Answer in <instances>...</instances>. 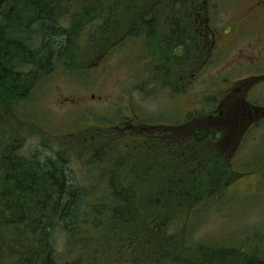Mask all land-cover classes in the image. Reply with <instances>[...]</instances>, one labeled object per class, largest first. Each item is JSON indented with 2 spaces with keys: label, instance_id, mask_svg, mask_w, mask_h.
<instances>
[{
  "label": "rangeland",
  "instance_id": "rangeland-1",
  "mask_svg": "<svg viewBox=\"0 0 264 264\" xmlns=\"http://www.w3.org/2000/svg\"><path fill=\"white\" fill-rule=\"evenodd\" d=\"M10 1L0 0V26L4 20V10L8 8ZM82 1L83 5L80 6L77 2L73 11L84 9L86 2ZM257 1L206 0L205 7L208 10L204 18H209L210 28L216 32L215 43L210 46L212 50L208 51L206 47L207 51H204L202 45L197 47L189 40L194 46L191 49L198 50L199 53L196 51L195 55H187L185 49H178L180 56L168 62L169 67L163 68L165 59L160 56L163 38L160 28L152 30L149 37L138 34L125 40L112 55L92 64L84 72H55L44 80L35 81L33 89L26 94V100L17 104V108L12 106L10 114H0V139L5 141L7 138H14L17 155L37 160L61 157L73 183L85 188L91 183L98 187V182L100 187H104L108 178L106 176L113 173L123 184L128 180L134 183L137 175L142 178L146 176L143 166L149 158L161 163L167 161V167L173 168L169 170L167 167H156L149 171L151 176L143 180L153 183L164 178L160 173L173 174L170 177L174 178L181 174L185 176L186 173L196 174L197 167L201 168L202 165L197 162V167L193 169L190 164L199 157L203 161L213 159V162L216 159L217 167L210 165L203 172H207L206 169L214 170V181L224 190L223 195L219 197L218 194L216 198L206 200L197 207L200 211L196 216L193 215V209L189 210V213L192 212L190 222L186 217L181 218L184 214L181 212L178 219H181L180 222L174 220L168 224L158 223L159 235L168 238L171 244L175 238L179 239L171 250L184 248L181 241L186 238H191L193 247L200 243H205L211 249L245 245L242 247L247 248L251 257L240 260L238 258L239 262L245 260L246 264H256L264 259V12L256 15L254 22L250 17L255 11L253 8ZM89 7L87 8L90 10H97L99 7L101 12H105L106 6L91 4ZM73 15L69 13L66 17L71 19ZM157 21L160 23L161 18ZM249 24L260 30L254 34L244 33L243 29ZM182 29L195 42L203 33L200 23L188 27L185 22ZM239 31L242 32L238 34ZM167 34L165 32L164 38ZM81 35L84 41L89 37L83 28ZM146 39L148 45L145 43ZM153 57L154 60L156 57L158 59L152 61ZM242 97L261 110L260 114L263 115L257 119L258 124L253 126L252 131L247 133V139L240 140L237 137L234 140L232 145L237 143L238 150L232 155L233 159L230 158L229 150L228 153L226 150L223 152L218 145L221 140L219 135L218 140L201 143L189 155L187 148L194 131L200 126L215 130L216 126L207 124L209 121L217 122L222 119L233 103L244 111ZM136 120H143L150 125L146 128L148 132H159L162 135L171 132V129L160 127V124L179 126L172 130L179 137L175 145L171 146V142L161 140L160 147L150 149L153 152H166L164 154L169 159L165 161L161 154L148 157L149 152L143 145L142 148L131 149L130 154L124 156L120 162L126 167L119 169V166L114 169L107 168L110 165L104 163V159L110 156L109 153L101 159L94 158L95 150L101 142V150H107L110 144L113 147L112 143L117 142L115 139L119 137L118 134L126 136L129 123L133 125ZM117 124H122V129L116 137L109 138L112 142L107 144L109 140L101 135L100 128ZM134 128L136 132L142 129L137 126ZM142 133L144 132L141 131L140 134ZM123 141L124 138H120L113 148L121 149ZM127 142L133 144L136 140L131 138ZM227 158L232 160L229 159V163H233L234 172L232 169L228 170ZM99 164L104 167L107 165V169L101 170ZM198 183L201 189L202 183ZM166 185L170 184L167 182ZM102 194L100 189L99 196ZM88 209L90 207H86ZM94 210L88 213V218L82 212L79 226L82 232L78 240H70L67 232L57 229L54 246L60 262L157 264L158 258L154 257L158 249L165 248L164 240L154 248L146 247L143 240L134 250L125 244L129 225L118 226L116 231L114 228L109 229V226L101 223V211L99 213ZM142 231H145L143 227ZM4 234L7 238L12 236L9 224L0 226V244ZM137 242L133 240L130 244L136 245ZM254 251L257 252L256 256ZM3 252L6 253L5 250ZM170 254L179 256L175 252ZM5 257L0 254V259ZM170 259L171 256L167 264H175Z\"/></svg>",
  "mask_w": 264,
  "mask_h": 264
},
{
  "label": "trees",
  "instance_id": "trees-1",
  "mask_svg": "<svg viewBox=\"0 0 264 264\" xmlns=\"http://www.w3.org/2000/svg\"><path fill=\"white\" fill-rule=\"evenodd\" d=\"M84 1V9L76 12L73 8L77 2L80 6L83 5L82 0L10 1L8 8L4 10V20L0 26V114H10L12 106L17 108V104L26 100V94L33 89L35 81L44 80L55 72H84L92 64L112 55L125 40L138 34L149 37L152 30L161 28L163 38L160 56L165 59L163 68L169 67L168 62L180 56L178 49H185L187 55H195L196 51L199 53L198 50L191 49L194 46L189 41L199 47L198 40L193 41V37L183 32L185 22L188 27L200 23L203 29L200 35L202 49H211L215 30L210 28L209 18H204L208 10L205 7L206 0ZM91 4H102L108 9L105 7V12H101L99 7L97 10H90ZM69 13L74 14L71 19L66 17ZM160 18L161 22L158 23ZM82 28L89 36L86 41L82 40ZM165 32L168 33L166 38ZM145 43L148 45V39ZM114 45L117 48H114ZM155 60L153 57L152 61ZM129 125L128 134L124 137L123 134H118L122 124L101 127V135L109 140L107 144L112 142L109 138L116 137V134L119 137L117 136L115 141L118 142L120 138H124V141L121 149L113 148L117 143L113 142V147L110 144L107 150H101V142L95 150L94 158L101 159L109 153L110 156L104 159V163L110 165H106L107 168L114 169L119 166V169L126 167L123 162L120 163L124 156L130 154L131 149L142 148L143 145L149 152L148 157L161 154L162 159L167 160L168 156L164 154L166 152L150 150L160 147V141L165 140L162 133L150 132L147 137L144 129L150 125L143 120L133 121V125ZM136 126L142 129L136 132ZM141 131L144 133L140 134ZM214 131L207 127L195 131L190 136L192 139L187 148L189 155L201 143L215 140ZM131 138L136 142L128 144L127 139ZM13 139L7 138L6 142L0 139V226L9 224L13 232L8 238L4 234L0 244V254L6 256L5 259H0L2 264H68L60 262L55 254L57 229L67 232L70 240H78L82 232L79 227L82 212H85L84 217L88 218V213L94 209L99 213L101 211V223L109 226V229L118 230V226L129 225L126 229L128 237L125 244L134 250L143 240L147 244L146 247L153 248L164 240L165 248L158 249L154 257L158 258L157 264H167L170 256L175 264H246L245 260H239L251 257L247 248L242 247L245 245L211 249L205 243H200L193 247L191 238L181 241L184 248L171 250L179 239H174L171 235L174 239L171 244L168 238L159 235L158 223L168 224L174 220L180 222L181 219H178L181 212L184 213L181 218L186 217L190 222L191 213L197 215L200 211L197 207L208 199L216 198L218 194L219 197L223 195L224 190L214 181V170L206 169L207 172H203V169L210 165L217 167L216 159L212 162L213 159L203 161L202 157L197 158L190 164L193 169L197 167V162L202 165L201 168L197 167L196 174L186 173L185 176L181 174L174 178L170 177L173 174L158 172L164 178L153 183L143 179L149 178V171L156 167L166 168L167 161L161 163L149 158L143 166L146 176L142 178L137 175L134 183L128 180L123 184L113 173L106 176L108 178L104 187H100L98 182V187L91 183L88 189L73 183L61 157L54 160L49 157L37 160L17 155ZM99 165L101 170L107 169L103 164ZM94 169L97 170V167ZM166 178L168 179L163 181ZM196 178L202 183L201 189ZM167 182L170 185H166ZM100 189L103 192L101 196ZM170 203L176 204V207L169 206ZM86 207L90 209L86 210ZM191 209L193 210L189 213ZM133 240L141 241L132 245L130 241ZM172 252L179 256L171 255ZM256 255L257 252L254 251V256ZM256 264H264V259Z\"/></svg>",
  "mask_w": 264,
  "mask_h": 264
},
{
  "label": "flooded vegetation",
  "instance_id": "flooded-vegetation-1",
  "mask_svg": "<svg viewBox=\"0 0 264 264\" xmlns=\"http://www.w3.org/2000/svg\"><path fill=\"white\" fill-rule=\"evenodd\" d=\"M255 5L256 6L253 8V9H255V11L253 12V15H250L252 22H254L256 20L255 19L256 15H258L261 12H264V0H258L255 3ZM257 30H260V29L256 26L251 27V24H249L248 27L243 29V32L244 33H250L251 32L254 34V32ZM227 31L229 32L230 30L227 29ZM241 32L239 31L238 34H240ZM215 35H216V32H215ZM201 40L198 39L199 45H201ZM212 42L215 43L214 38L212 39ZM242 99H243L242 106L244 107V111L242 110V108L237 107L238 105H235V103H233L229 106V109L227 110L228 113L226 115H224V117H222V119L218 120L217 122L215 120H212L211 122L209 121V124H207V126H211V125L216 126L215 131H214L215 136H216L215 140H218L219 136H221V140H219V143L217 141V143L222 148L223 152L226 150L228 153V150H229V152L231 153L230 158H232V155L238 150L237 143L235 145H232L234 140L237 139V137L238 138L240 137V140L247 139V137H248L247 133L249 131L250 132L252 131L253 126L258 124L256 122L257 119L263 115V114H260L261 110H259L258 108L256 109L254 106H252L248 102V99H245L244 97H242ZM238 102L236 104H238ZM220 112L222 114L223 109ZM159 126L160 127L165 126V128L170 127L171 132L166 133L163 136H164L166 142L172 143L171 146L175 145L177 143L178 137H176V135L173 134L172 130H176V129H178V127L177 126L174 127V125H172V124H166V125L161 124ZM201 127L202 126H200L199 128H201ZM199 128H197V130ZM219 130H220V134H219ZM144 131L146 132L145 135L147 137H149L150 132H148L146 130V128L144 129ZM167 135H170V137H168ZM232 150H233V152H232ZM230 158H227L228 159L227 161H228V168L231 170L233 163H231V164L229 163ZM230 161H232V160L230 159ZM233 172H234V170H233Z\"/></svg>",
  "mask_w": 264,
  "mask_h": 264
}]
</instances>
